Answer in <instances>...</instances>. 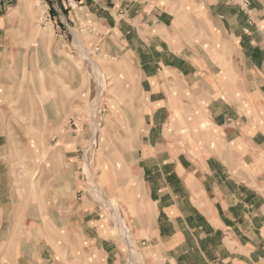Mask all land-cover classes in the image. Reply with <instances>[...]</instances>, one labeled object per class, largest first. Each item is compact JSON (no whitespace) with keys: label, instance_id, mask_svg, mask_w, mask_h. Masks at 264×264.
Wrapping results in <instances>:
<instances>
[{"label":"rangeland","instance_id":"1","mask_svg":"<svg viewBox=\"0 0 264 264\" xmlns=\"http://www.w3.org/2000/svg\"><path fill=\"white\" fill-rule=\"evenodd\" d=\"M130 4L127 14L170 13L187 43L203 27L188 0H0V264L22 254L38 264H108L74 235L70 210L82 201L100 212L91 225L118 243L123 264H145L130 225L136 188L126 162L155 104L126 47L135 36L119 32ZM183 86L169 78L164 88L170 121L196 145L195 101ZM50 106L61 118L48 126Z\"/></svg>","mask_w":264,"mask_h":264},{"label":"crops","instance_id":"2","mask_svg":"<svg viewBox=\"0 0 264 264\" xmlns=\"http://www.w3.org/2000/svg\"><path fill=\"white\" fill-rule=\"evenodd\" d=\"M188 1L203 16L193 43L165 11L127 14L130 4L122 14L127 30L119 26L135 36L125 38L126 47L147 104H155L126 162L136 188L133 236L145 264H264V0ZM169 78L195 101L188 121L196 145L170 121ZM60 118L45 107L46 125ZM87 206L70 210L74 235L108 264H123L118 243L91 225L100 212ZM36 260L22 254L17 264Z\"/></svg>","mask_w":264,"mask_h":264}]
</instances>
